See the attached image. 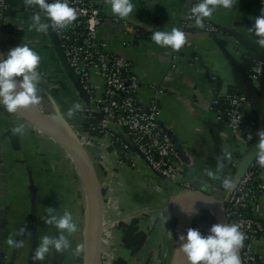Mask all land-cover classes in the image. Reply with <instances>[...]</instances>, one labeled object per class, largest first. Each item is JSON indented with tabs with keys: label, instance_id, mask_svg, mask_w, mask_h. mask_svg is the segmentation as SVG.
<instances>
[{
	"label": "crops",
	"instance_id": "crops-1",
	"mask_svg": "<svg viewBox=\"0 0 264 264\" xmlns=\"http://www.w3.org/2000/svg\"><path fill=\"white\" fill-rule=\"evenodd\" d=\"M13 2L17 14L9 20L24 28V33L8 34L14 37L17 46L27 44L40 55V93L55 102V110L45 112L51 114L58 109L64 113L86 146L105 199L116 204L115 209L107 207L106 218H113L119 225L120 221L141 217L140 227L146 233V242L138 254L127 255L130 264H170L178 237L175 210L183 202L182 178L196 188L215 192L220 200L223 199L230 192L224 189L223 179L238 177L243 156L255 139L256 128L252 122L258 124V118L251 108L250 78L252 68L264 63V49L255 44L257 37L248 29L253 26L254 18L261 14L264 0H237L231 9L218 7L213 16L206 19L218 27L216 31L198 28L195 22L191 23L184 31L187 43L179 51L158 46L151 35L158 30L180 29L190 10L191 0H132L135 8L124 19L113 14L105 0L101 1L102 22L98 34L102 48L132 64L139 79L137 95L142 104L158 100L159 123L175 141L184 159L183 177L174 179L160 175L134 149L122 159L112 146L103 145L100 138L83 130V116L79 112L72 119L67 118L66 112L71 104L78 102L84 110L89 103L64 68L49 33L29 31L30 17L39 9L26 8L23 0ZM41 15L43 17V13ZM2 46L6 55L11 48L6 49L3 41ZM212 78L222 82L224 91L230 87L233 92L248 98L250 105L245 110L248 124L239 135L213 108L218 89ZM252 81L259 90L260 79ZM91 82L97 98L100 97L104 82L99 72L92 71ZM20 123L26 125V132L23 136L18 135L20 146L16 148L7 133ZM115 128L126 139V131ZM249 134L251 140L247 139ZM240 135L245 143L240 140ZM225 153H230V159L225 160L219 178L212 180L205 169L215 171L217 157ZM64 154V149L53 140L16 113H8L0 106V264H80L79 256L72 253L78 244L76 233L69 237L71 248L67 251L57 253L50 249L43 261L32 259L44 235H58L54 226L41 219L46 216L45 209L52 207L55 214L62 215L65 209L68 210L70 205L73 209L76 203L73 172L67 171L60 162L65 159ZM234 160L241 167H234ZM249 212L264 220V191L249 207ZM213 224L211 218L207 221L194 219L192 227L208 235ZM25 226V235L15 237L23 241V246L18 249L8 246V236ZM103 231L104 237L106 224ZM116 235L118 237V232ZM252 246L264 261V237H254ZM103 250L101 245L100 252Z\"/></svg>",
	"mask_w": 264,
	"mask_h": 264
},
{
	"label": "built area",
	"instance_id": "built-area-1",
	"mask_svg": "<svg viewBox=\"0 0 264 264\" xmlns=\"http://www.w3.org/2000/svg\"><path fill=\"white\" fill-rule=\"evenodd\" d=\"M98 0H68L71 7L77 9L78 18L64 30H54L63 52L78 75L84 89L94 101L88 111L101 112L102 117L93 129L99 130L103 145L109 144L117 133L115 127L127 130L131 139L138 147L148 164L162 176L174 179L183 177L184 159L175 141L159 123L160 107L157 99L142 104L138 100L139 79L128 61H122L113 54L106 53L99 40V26L102 13ZM53 0H49L52 3ZM199 0H191L190 9ZM0 6L6 7V0H0ZM195 22L190 10L185 15L183 26ZM205 29L216 31L218 27L211 21H204ZM182 26V27H183ZM0 27H2L0 25ZM92 71H97L103 78L104 90L97 98L91 82ZM263 64H256L251 71L252 79H260ZM223 100V101H221ZM214 104L221 103L219 117L239 135L248 124L245 110L250 105L248 98L236 92H224L222 99L215 98ZM223 108V109H222ZM225 111L226 119L222 114ZM256 128L257 123L252 122ZM240 140L245 143L242 135ZM239 162L234 160V167ZM234 190L221 199L224 204L228 223L240 225L245 234L243 247L240 249L242 264H264L261 257L254 251V237H264V221L250 214L249 207L264 191V167L259 166L254 158L249 168L240 176ZM182 200L197 188L182 178ZM214 220L215 215L209 212Z\"/></svg>",
	"mask_w": 264,
	"mask_h": 264
},
{
	"label": "clouds",
	"instance_id": "clouds-1",
	"mask_svg": "<svg viewBox=\"0 0 264 264\" xmlns=\"http://www.w3.org/2000/svg\"><path fill=\"white\" fill-rule=\"evenodd\" d=\"M23 3L26 8L39 9L30 17L29 31L47 33L49 29L64 30L78 18L77 9L71 7L68 0H53L52 3L46 0H23ZM105 3L111 6L113 14L122 19L127 18L135 8L132 0H105ZM236 3L237 0H199L190 9V15L195 18L196 27L204 28V21L210 19L218 7L231 9ZM45 17L50 22H46ZM248 30L257 37L255 44L264 49V8L261 9V14L254 18L253 26ZM151 39L158 46L171 47L174 51H179L187 43L185 33L177 27H173L171 31H155ZM40 62V55L27 44L10 49L0 61V106H3L8 113L15 114L21 109L35 110L41 104L39 85L42 74L38 71ZM21 77L22 79H17ZM80 111H83V106L78 102L73 103L68 107L66 116L72 118ZM64 118V113L51 117L56 123H63ZM11 132L13 135L23 136L26 132V125L17 124ZM257 135L259 142L256 145L258 151L255 159L259 166L264 167V130H260ZM247 139L251 140L252 135L249 134ZM226 159H230V153L218 156L216 170L205 169L206 175L212 180L218 179ZM222 185L225 190L232 191L236 187V182L226 177ZM182 210L187 215H192L194 212L193 207L191 210L183 208ZM45 211L46 216L41 219L45 224L54 226L58 235L54 237L44 235L40 239L32 257L33 261H43L50 249H55L57 253L67 251L71 248L69 237L78 231L71 211L65 209L62 215L55 214L56 210L52 207H47ZM167 221L165 218V223ZM26 232L27 227L25 226L11 233L7 238V245L15 249L22 247L23 241L15 237L24 236ZM169 235H171L170 232ZM245 239V234L240 231L239 224L215 223L209 229L208 235L202 234L197 228H188L186 235L179 236L178 250L187 257L188 264H242L239 253ZM86 250L85 243H78L72 249V253L80 256Z\"/></svg>",
	"mask_w": 264,
	"mask_h": 264
},
{
	"label": "water",
	"instance_id": "water-1",
	"mask_svg": "<svg viewBox=\"0 0 264 264\" xmlns=\"http://www.w3.org/2000/svg\"><path fill=\"white\" fill-rule=\"evenodd\" d=\"M46 22H50L48 21V18ZM48 33L51 39V43L54 46L57 54L59 55L64 68L73 78V80L76 82L77 84L76 86L79 92L81 93V95L85 97V99L89 103L88 107H90L92 99L90 95L87 93V91L84 89L83 85L81 84L79 77L75 73L73 67L68 62L63 52V49L57 40V35L55 31L49 29ZM4 55L5 52L0 37V61L3 60ZM250 81L251 84L250 83L249 84L252 91L251 108L257 114L258 124L256 126L255 139L243 156L242 167L238 164V168L241 167V170L239 171L238 177L235 178L234 180H237L240 176H242V174L249 168V166L253 162L256 153L258 151V149L256 148V145L259 142V137L257 133L260 130H264V63H263L262 76L260 78L259 90L255 88L251 78ZM58 113H61L58 109H56V111L51 114L45 112L44 110H41V112L38 111L32 112L30 109L29 110L21 109L16 114L27 124L34 127V129H36L38 132L52 139L68 153H70V151L72 150L77 156L78 161L82 165L81 172L84 175V181L87 184L89 198H90L91 212H92L91 227H90L91 237L89 242L90 251L85 261V264H99L100 249H101L102 236H103V232H104L103 230L105 224V212H106L105 192L97 176L92 157L90 156L86 146L84 145L78 134L74 131L70 123L66 120V118H64V122L62 124L65 126L66 131H61L46 118L49 116H55ZM222 114L226 119L224 110L222 111ZM122 139L124 140L125 138L122 137ZM124 141L131 148L139 152L138 147L135 145L133 140L128 135L126 136V139ZM183 197H184L183 202L175 210V214L178 218V237H177L176 250L174 253L172 264H183L182 263L183 253H181L178 250L180 247L179 236L186 235L187 229L192 228L194 219H199L200 221H207L210 219L209 212L211 211L215 215V219L217 223H228L224 204L215 192L205 189L203 187H199L197 188V190H194L190 194L185 195ZM192 207L194 208V212L192 215H187L182 210V208L185 210H191Z\"/></svg>",
	"mask_w": 264,
	"mask_h": 264
},
{
	"label": "trees",
	"instance_id": "trees-1",
	"mask_svg": "<svg viewBox=\"0 0 264 264\" xmlns=\"http://www.w3.org/2000/svg\"><path fill=\"white\" fill-rule=\"evenodd\" d=\"M6 2H7L6 7L0 6V25L9 33L10 32L24 33V28H21L11 23L9 20V18L17 14V8H15L13 0H6ZM189 26L190 24L185 25L181 27L180 29L184 32ZM211 80L218 89L216 98L218 97L222 99V94L224 92H233L232 88L230 89V87L228 90L225 89L224 91L222 82L219 79L212 78ZM213 108L220 114L221 103L213 104ZM86 109L78 113L79 115L83 116V121H82L83 130L86 133H88V135H91L93 137H97V138L102 137L103 134L99 130L93 129V127H95L98 124L99 120L102 117L101 112L89 111V110L87 111ZM125 131L127 133L126 129ZM7 134L10 136L14 144V147L19 148L20 145H19L18 135H13L11 130ZM127 135L130 137L128 133ZM109 145L112 146L114 149H116V151L118 152V154H120V157L122 159H126L127 152L133 151V148H131L122 139V137L118 134V132L115 134V136L113 137ZM260 220L264 221L263 219H260ZM140 221H141V217L136 216L130 219L129 221L119 222V225H118L119 252L118 254H116L115 258L112 260V264H130V260L127 255L128 254L132 256L136 255L144 247L145 242H146V233L145 231L141 229Z\"/></svg>",
	"mask_w": 264,
	"mask_h": 264
},
{
	"label": "rangeland",
	"instance_id": "rangeland-1",
	"mask_svg": "<svg viewBox=\"0 0 264 264\" xmlns=\"http://www.w3.org/2000/svg\"><path fill=\"white\" fill-rule=\"evenodd\" d=\"M0 33H1V39H2L3 44H4L6 49H9V48L12 49V48L17 46L16 40H14V37H11L3 27H0ZM40 95L43 98V100L45 99L44 101H47V106H45L44 110L51 112V110H53L55 107V106H53V104H55V102L51 101V99L48 98L47 96H45L44 93H40ZM74 131H75V129H74ZM75 132L77 133V131H75ZM50 140H52V139H50ZM54 143L57 146L61 147L56 142H54ZM64 153H65L64 154L65 159L63 161H60V162H62L65 165L67 171L69 170V171H71V173L73 172V176L75 178L73 189H74V202H76V203H75V206L73 209H72V205H70L68 210L73 213L74 221L76 222V224L78 226V233L76 232V235H77L76 238H78L77 242L78 243H85L86 242L85 244L87 246V241H85L86 238H85L84 229H83V218L85 215V205H84L82 192H81V180H80V176H79L74 164L71 161V158L69 157V153L66 150H64ZM105 207H106V209H108L107 207H109V208L112 207V209L113 208L115 209L116 204L115 203L113 204V202L111 203V201H108L107 199H105ZM112 209H110V211ZM106 213L107 212H105V224H106L107 234H104V237L102 236L103 240H102L101 245L104 246V250L100 252V263L99 264H112V260L115 258L116 254H118V252H119V236L117 237V235H116V233L118 232V230L116 232L118 221H114L113 218H106V215H107ZM84 259H85V253L79 256V263L85 264ZM169 262H170V264H172V260Z\"/></svg>",
	"mask_w": 264,
	"mask_h": 264
},
{
	"label": "bare ground",
	"instance_id": "bare-ground-1",
	"mask_svg": "<svg viewBox=\"0 0 264 264\" xmlns=\"http://www.w3.org/2000/svg\"><path fill=\"white\" fill-rule=\"evenodd\" d=\"M19 79V78H17ZM45 100V99H44ZM42 98V102L41 104L38 106L37 109L32 110L30 109L32 112H41V110H44L45 106H47V102L44 101ZM53 108V107H52ZM55 110V109H54ZM45 111V110H44ZM54 112V111H53ZM51 117L53 116H49L46 117L53 125H55L58 129H60L61 131H66L65 126L62 123H56L54 122ZM69 157L71 158L72 163L74 164L79 176H80V180H81V192H82V197H83V201H84V205H85V215L83 218V229H84V235L87 241V250L85 252V261L87 259V256L89 255V251H90V237H91V218H92V212H91V206H90V198H89V192H88V188H87V184L84 181V175L81 172L82 169V165L80 164V162L78 161L77 156L75 155V153L71 150L69 153ZM86 243V242H85ZM188 260L187 257L183 254L182 257V263L183 264H187Z\"/></svg>",
	"mask_w": 264,
	"mask_h": 264
}]
</instances>
